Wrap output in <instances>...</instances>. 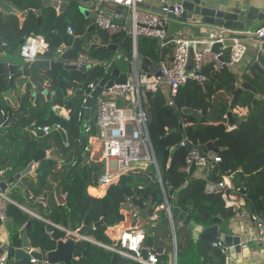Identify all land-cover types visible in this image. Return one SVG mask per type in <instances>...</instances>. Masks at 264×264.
I'll return each instance as SVG.
<instances>
[{
	"label": "trees",
	"instance_id": "trees-1",
	"mask_svg": "<svg viewBox=\"0 0 264 264\" xmlns=\"http://www.w3.org/2000/svg\"><path fill=\"white\" fill-rule=\"evenodd\" d=\"M3 1L19 12L32 11L25 16L21 27L17 16L11 15L3 22L0 13V46L2 38L9 36L6 46L8 56L15 55L19 41L30 35L43 38L49 52L54 54L61 45L70 47L66 52L67 60L84 54L108 63L115 55L113 50L105 49L108 46L117 47L118 51L127 57L131 55L130 39L122 36L109 37L96 28L86 39L81 40L93 25L90 18L78 11L79 17L72 15L76 7L66 11L65 18L57 17L49 9L43 10L41 22L38 24L35 13L40 6L38 0ZM68 23L73 28L75 39L65 33ZM156 47V41L142 38L138 41L137 50L142 56L156 60ZM167 53H170V47L164 52V56ZM51 60H55V55ZM258 62L264 68L263 54L258 55ZM26 68L27 64L19 74L27 76ZM111 68H118L117 64L112 62ZM250 70V73L244 75V81L257 91L259 98L252 105L254 94L248 90L243 91L238 97V106L247 108L248 113L241 119L233 118L231 122L228 120V127L223 124L227 113L226 102L220 101L215 105L210 102L211 96L216 92L231 94L235 90L234 83L229 81L231 74L228 72L216 74L206 70L207 81L203 85L188 82L180 88L175 108L166 106L164 97L159 93L147 96L148 136L164 191L174 195L173 206L181 212H191L193 221L204 227L210 225L212 218L228 222L237 211L225 206L221 197L222 191L205 193L207 179L189 176L183 172L187 150L176 146L184 136L194 147L202 149L211 143L218 150L216 155L221 163L218 164L217 182L221 177H226L230 179L234 189H240L238 173L241 172L245 187V208L250 214L264 219V76L253 69ZM60 75L67 78L61 84L53 73L47 76L45 88L50 94L49 100L40 93L32 100L29 84L26 92L20 97L18 108H12L3 100L1 93H5V88L0 89V128L4 127L0 130L1 167L11 166L9 175L20 173L32 162L38 146L45 155L51 151L55 153V156H45L41 159L35 167L34 175L24 177L21 180V188L11 193L15 201H19L21 194L29 198L33 203L30 207L39 209L43 221L30 218L11 204L6 207L9 222L15 226L28 224L26 235L30 245L42 254L55 249V239H65L67 236L56 228L49 231L50 227L44 221L66 230L70 226L73 231H77L83 227L84 222L86 227H92L102 219L103 224L95 230H87L85 236L93 238L97 243L111 245L104 232L123 221L120 207L124 203L129 202L139 211L148 209L153 212L163 202L160 190L150 187L151 182L155 180L154 174L150 172H128L121 176L117 184L110 185L101 198L87 194V189L96 185L99 170L94 164L83 161L81 138L84 136L85 127L93 125L94 118L92 114L85 117L81 108V93L87 91L88 85L94 81H108L111 76L100 68H88L84 73L73 71L69 75L61 70ZM70 90H75L73 96L69 95ZM188 101L193 111L201 112L202 122L197 124L191 116H184L183 121L190 124L184 128V134L169 132L177 128L179 116ZM61 109L68 112L67 116L60 113ZM210 109H213L215 119L208 123L207 113ZM33 123L50 126L59 124L67 133L68 146L64 147L63 138L59 133L34 140L26 130ZM62 194L66 195L64 203L57 206L55 196ZM11 235V246L18 247V235L14 232ZM190 249L191 246H188L184 253V249L177 247V264H188L186 262ZM74 252H85L90 257L74 260L71 264H111L113 258L114 264H135L85 241L77 242ZM201 257L204 260L200 263ZM224 261L225 256L219 249L198 244L191 264H224Z\"/></svg>",
	"mask_w": 264,
	"mask_h": 264
},
{
	"label": "built area",
	"instance_id": "built-area-1",
	"mask_svg": "<svg viewBox=\"0 0 264 264\" xmlns=\"http://www.w3.org/2000/svg\"><path fill=\"white\" fill-rule=\"evenodd\" d=\"M84 1L87 3L92 2V7L89 11L92 14V25L94 28L109 37L122 36V38H128L132 45L130 57L123 55L120 51H118L116 56V58L119 57L127 65H130V72L126 79L120 84L113 83L109 88H106V83L113 79L105 81V86L102 87L99 96L94 98L89 110V114L93 112L94 123L84 129L86 146L83 152L91 163L100 162L102 165L101 171L97 176L96 185L92 186V188L96 192L106 190L110 185L117 184L121 176L128 172H150L155 176V180L151 184H159L161 186L164 198L162 204L157 208L164 211L168 220H170V215L167 211V204H169L167 193L162 186L154 151L148 136V116L144 112V108L148 107L147 96L148 94L159 93L164 97L166 106L175 108V100L179 90L188 82L203 85L207 81L206 70L216 74L230 73L236 65L242 62L247 53V47L243 43L242 38L259 44L264 42V22L254 30L239 34H233L226 30L220 31L212 40L205 41L208 44V48L194 54V70L190 73L186 70L188 48L190 44H196L197 41L187 36L170 40L167 33L168 17L141 8L142 4H151L150 0ZM106 6H113L117 8V11L109 13ZM169 8H173V11H170ZM163 10L167 14L179 15L182 12V6L180 4L167 5V8ZM65 33L75 39L70 23L65 26ZM142 38L157 42V47L154 51L157 59H150L151 62L156 63L157 70L152 74L147 71L143 72L138 62L137 45ZM213 44L220 45L218 52L211 51ZM169 47L170 57L164 56V52ZM69 49L70 47L61 45L54 54L55 61L78 68H100L104 73L111 76L112 63L110 62H101L84 54H79L72 60H63L62 57ZM48 51V46L43 38L30 35L26 37L23 45L19 48V57L26 63H30L44 57ZM87 90L94 91L92 84L88 85ZM74 91L70 90L69 94H73ZM87 96L89 95L83 96L81 104L83 111ZM61 111H64L63 115L67 116L68 112L66 110L61 109ZM199 113L201 114L200 111ZM247 113V108L236 106L232 111V116L233 118L241 119ZM223 124L228 127L226 116ZM26 130L34 140H40L51 134L59 133L63 138L64 147L68 146L67 133L59 124L50 126L33 123ZM176 148L187 150L183 172L188 173L191 166L194 169L202 170L216 169L215 182L212 183L208 180L204 191L205 193H213L216 190L222 191L221 197L225 206L231 207L232 204L229 201L230 197L227 192L230 189L226 183L227 178L221 177L220 181H216L218 164L221 163L220 158L211 151H203L194 147L192 142L185 136L179 141ZM96 155H99L98 161L95 160ZM111 164H114V167H111ZM65 198V194L55 196L56 204L58 206L63 205ZM9 203L11 202L8 198L0 193L1 224L6 223L8 220L6 207ZM131 217L136 221L138 214L132 212ZM249 221L253 225L255 240L259 245L264 263V219L258 215L250 214ZM44 222L50 228H56L68 234L66 229L47 221ZM80 239L81 241L97 245L135 264H159L158 255L155 253H149L147 261H142L141 254L144 250L145 237L140 233H124L121 235L120 244L114 246L97 243L86 236ZM213 246L220 248L222 254H224L225 249L220 243ZM31 262L34 263L35 260H31Z\"/></svg>",
	"mask_w": 264,
	"mask_h": 264
},
{
	"label": "water",
	"instance_id": "water-1",
	"mask_svg": "<svg viewBox=\"0 0 264 264\" xmlns=\"http://www.w3.org/2000/svg\"><path fill=\"white\" fill-rule=\"evenodd\" d=\"M166 0H150L151 4H142L141 8L150 10L154 13L167 16L169 20L174 21L179 26H189V27H198V26H207V27H215L220 28L229 32L233 33H240L243 32L246 28L247 24L253 23V22H264V14L260 13L259 10L256 8H253L248 5H243L241 7L239 6H228L226 4H220L217 2H213L210 0H168L166 3ZM39 2V9L36 10L37 14V20L38 23L41 22L42 19V11L43 10H51L57 17L65 18L66 11H69L73 9L74 7L77 8L78 12L83 14L85 17L88 16L89 10L92 7V2L87 3L84 0H38ZM162 3V4H161ZM174 4H180L182 6V12L179 15H173V14H167L163 9L167 8V5H174ZM170 11H173V8H169ZM32 12L31 10L27 13H21L14 9L10 4L4 2L3 0H0V13L2 14V20L3 22L7 21V18L11 15H15L20 18V25H22V21L25 18L26 14ZM59 19V18H58ZM94 30V26H90L87 30V33L84 34L81 38V40H84L87 38V36ZM8 37L5 39V42L7 41ZM25 37H23L19 41V47L15 52V55L17 58H19V48L23 45L25 41ZM208 48V44L205 41H197L196 44H190L188 48V55H187V66L186 70L190 73L194 70V54L200 53ZM220 48L219 44H213L211 47L212 52H218V49ZM105 49L116 51L117 47L115 46H108ZM258 54L264 55V42H261L258 46ZM54 56V52H47L46 57L44 59H37L27 64V68L25 69L28 73L26 78L28 79V85H32L34 89V93L32 94V98L35 97L36 94H43L46 99L50 98L49 92L45 88V84L48 81V74L53 73L57 76V81L59 84H61L62 81H66V79H63L60 75V71L63 70L69 75L73 71H79V72H86L88 69L87 67H76L72 65L63 64L62 62H56L55 60H51ZM68 53H66L62 59L67 60ZM120 60L119 57L116 58L115 63H118ZM138 62L140 65V69L143 72H148L150 74L154 73L157 70L156 63H153L150 61L149 58H146L142 55H138ZM8 66V73L10 75L9 77V86H12V82L15 79L14 78V72L17 69L20 73L23 70L24 65L17 64L15 62L10 61ZM20 67V68H19ZM251 69L255 70L256 72L260 73L262 76H264V68H262L258 62V58L253 62L251 65ZM130 72V65H127V72L125 74H120V71L116 68L112 69L111 72V78L112 81L105 82L104 80H96L92 83V86L94 87V91L91 92V90H87L85 93H81L82 96L89 95L86 98V105L84 109V115L85 117L88 116L89 110L92 106L94 98H97L100 94V91L103 86L106 88H109L112 86L113 83L120 84L122 83L127 75ZM23 75V74H22ZM25 76V75H23ZM3 80V71L2 67L0 65V89H2L4 86L2 84ZM229 81L235 83L236 79L231 78ZM248 90L251 91L254 96L255 100L253 101L252 105L258 100L259 94L257 91L250 86L247 82H241L239 83L238 87L230 94L231 100L227 104V113L226 118L231 122L233 119L232 111L233 109L238 106V97L242 94L243 91ZM145 114L148 116L149 108H144ZM184 116H191L195 123L199 124L202 122L201 114L197 111H193L190 107V102L188 101L186 107L182 110L181 115L179 116V123L177 128L170 130L169 132L175 133L179 132L181 135L184 134V127H183V117ZM86 146V140L83 136L81 138V149L84 151ZM191 149V148H190ZM203 151H211L215 154L218 153V150L214 148L213 144L208 143L204 148H202ZM45 154L40 150L39 146L37 149V152L32 160V162L19 174L13 176L12 178L7 179L6 181L0 180V193L5 194L8 185H11L13 183H16L17 187H20L19 185V179L23 178L26 175H32L33 173V167L39 163L41 159H43ZM48 156H55L54 151H51ZM99 155L95 156V160L98 161ZM83 161L88 162L90 164H93L89 161L87 155L83 154ZM96 168L101 171L102 165L100 162H97L94 164ZM194 171V167L191 166L189 168L188 174L189 176H192ZM215 173L216 169H208L206 172L207 180L214 183L215 182ZM212 174V176H211ZM3 175L0 174V178ZM239 179H240V191L243 195H245V187L243 182V177L241 172L238 173ZM150 187H152L155 190L161 189V186L159 184H151ZM107 189V188H106ZM172 193H169V196H171ZM168 205V212L170 215V225L173 227L174 232V222H178L180 226L186 228L190 231L191 239L195 242H199V244L207 245V246H213L214 244L220 243L224 247V256L227 258L226 264H230V260L232 259L231 254H235V258L233 260H236V257L242 255L243 250L246 247V244L242 242L240 236H232V235H226L219 230V224L221 223V220L219 218H212L209 226H201L195 223L192 219L191 212L190 213H184L181 212L178 208L171 204ZM158 215L162 216L163 212H157L156 214L150 213L148 215V218H152L153 216ZM103 224V220L101 219L98 224L93 225L92 227H86V223L84 222L83 227L74 232L70 226H68V234L67 239L65 242L57 241L55 249L46 253H38V252H24V249L30 248L28 245L24 235H22L23 240V246L24 249L19 250H13L10 249L7 254V262L6 264H14L18 262H22L25 260H29L31 258L37 259L40 263L43 262L45 259L46 264H71L72 260L79 259L82 257H87V254L85 252L82 253H75L74 252V245L77 242H80L81 239L85 237V233L87 230H95L98 226ZM158 226L157 222H153L147 229L145 234V240L143 243V252L141 254V259L143 262L147 261L148 255L150 251H154L156 255H160L162 253L161 248H154V231L156 227ZM51 231V228L49 229ZM57 240V239H55ZM175 256V255H174ZM115 258L112 259L111 264L114 263ZM173 264H177L176 258L173 260Z\"/></svg>",
	"mask_w": 264,
	"mask_h": 264
},
{
	"label": "crops",
	"instance_id": "crops-1",
	"mask_svg": "<svg viewBox=\"0 0 264 264\" xmlns=\"http://www.w3.org/2000/svg\"><path fill=\"white\" fill-rule=\"evenodd\" d=\"M213 2H217L220 4H226L228 6H243V5H248L253 8H256L259 10L260 13L264 14V0H210ZM107 11L109 13L117 11V8L113 6H106ZM22 13V12H21ZM27 13V12H25ZM27 15V14H26ZM86 18H90L91 21L92 19V14L89 11L88 16ZM8 19V18H7ZM19 19V26L21 27L24 23L25 18L22 21V25H20V18ZM262 22H253L250 24L246 25V28L243 32L250 31L256 29ZM40 24V23H38ZM95 29V28H94ZM220 31H224L223 29L220 28H215V27H207V26H198V27H189L187 25L185 26H179L176 24L174 21L168 20L167 22V33L169 39H177L182 36H187L192 38L193 40L196 41H209L212 40L214 37L217 36V34ZM233 33V32H231ZM241 33V32H240ZM233 34H239V33H233ZM8 37L7 41L5 42V39ZM5 39L2 38V43L0 46V65L2 67L3 71V88L5 93H1L3 100L8 103L12 108H18L20 105V97L26 92L28 89V79L26 76L20 75L19 71L16 69L14 72V75H16L13 80L12 86H9V73H8V66L9 62H15L20 65H24L26 62L23 61L20 57L17 58L14 55L8 56L6 53V46L9 41V36H7ZM243 43L247 47V53L245 58L240 62L238 65H236L233 70L230 72L231 78L236 79V82L234 83L235 89L238 87L239 83L245 82L244 81V75L250 73L251 65L253 62L258 58V46L259 43L252 42L251 40H247L242 38ZM138 51V50H137ZM114 57L110 61V63L115 62L116 56L118 54V48L116 51H114ZM139 54V53H138ZM141 55V54H139ZM171 52L167 53V57H170ZM45 57V56H44ZM44 57L39 58V59H44ZM123 63L125 67V72H122L119 68H116L120 71V74H125L127 72V64L120 59L118 63ZM20 68V67H19ZM63 79L65 78L63 75H61ZM6 86V87H5ZM31 93H34V89L31 85L30 89ZM74 94V93H73ZM73 94H69L70 96H73ZM0 95V96H1ZM46 98V97H45ZM34 98H32L33 100ZM49 100V99H47ZM231 100V95L225 93L224 91H219L216 92L214 95L211 96L210 102L215 105L219 103L220 101L226 102V104L229 103ZM149 108V107H148ZM64 110V109H62ZM64 111L60 110V113L63 115ZM92 114V115H91ZM90 115L94 118L93 112H90ZM64 116V115H63ZM207 118H208V123H211L212 120L215 119V115L213 114V109H210L207 113ZM187 124L183 121V127L185 128ZM9 127V126H8ZM7 128V127H6ZM4 129L0 128V130ZM8 154L9 151H6ZM47 153V157L48 154ZM46 156V155H45ZM44 156V157H45ZM50 157V156H49ZM36 166V165H35ZM12 167H1L0 165V174L3 176L0 178L1 181H6L9 178H12L13 176L19 174H10V169ZM206 172L207 170H202V169H194L193 171V176L197 178H202V179H207L206 177ZM34 175V167H33V173L32 175H26L24 177H32ZM212 176V174H211ZM23 177V178H24ZM23 178L19 179V185L20 187L16 186V183H13L11 185H8L6 193L4 194L5 197L8 198V200L11 202L9 204L15 206L18 208L20 211H22L24 214L28 215L30 218L37 219L42 221V218L39 215V209L35 206L30 207L33 205L29 201V198H27L24 194H21L19 196V201H15L11 197V193L18 188H21V180ZM226 183L229 186L230 189H228V194H229V201L231 202V207L234 208L237 212L233 216L231 220L228 222H224L221 220V223L219 224V230L220 232L226 234V235H232V236H240L242 242L246 244L245 249L243 250L242 255L236 257V260H233L235 258V254H231L232 259L230 260V264H264L263 263V258L260 253L259 245L255 240V232L252 223L249 221V216L250 213L249 211L245 208V202L243 199V194H240L239 189H234L232 186V183L230 179H226ZM161 192V189H159ZM106 190L103 191H98L96 192L93 190L92 187H89L87 189V194L91 197L95 198H101L104 196ZM162 195V201H163V194ZM167 200L169 204H174V195L172 194L169 196V193H167ZM43 206V205H42ZM58 206V205H57ZM136 212L138 214V219L136 221L133 220L131 217V213ZM157 212H163L162 216L155 215L152 218H148V215L150 213L156 214ZM120 213L123 215L124 219L121 223L114 227L107 228L104 232L105 236L109 239L111 242V245H118L120 244L121 240V235L124 233H140L143 234L145 237L146 231L148 227L153 223L157 222L158 226L156 227L154 231V248H161L162 253L158 255L159 258V264H173L174 258H176L177 262V247L184 249V253H186L188 246H191L190 253H188V258L187 262L188 264H191L192 260L195 257V249L199 242H195L191 239L190 237V231L186 228L183 227H178L180 224L176 221L174 222V232H173V227L170 225V220H168V217L166 216V213L158 208L154 209L153 212H149L148 209L144 211H139L136 208L132 207V205L129 202L124 203L120 207ZM28 224L22 225V226H15L13 223L9 222L7 220L6 223L1 224L0 223V264H6L7 262V254L10 249L13 248V250H19V249H24L23 246V240H22V235H24L28 245L30 246L29 250L24 249V252H38L36 249H33L30 245L29 239L26 235V230L28 229ZM80 230V229H79ZM15 233L18 235V247H12V235L11 233ZM91 238V237H90ZM67 237L65 239H59L57 241L65 242ZM91 240H94L91 238ZM90 243V242H89ZM92 244V243H91ZM214 247V246H212ZM220 250L218 247H214ZM221 252V250H220ZM40 253V252H38ZM149 253H154V251H150ZM222 253V252H221ZM175 255V256H174ZM90 257V255L87 254V258ZM85 258V257H82ZM80 259V258H79ZM31 260H35L34 263L31 262ZM78 260V259H74ZM72 260V261H74ZM199 260V259H198ZM204 259L201 257L200 258V263ZM227 258L225 257L224 264H226ZM112 262V261H111ZM216 262V260L214 261ZM72 263V262H71ZM115 263V261H114ZM113 263V264H114ZM14 264H46L45 259L43 260L42 263H40L37 259L31 258L29 260H25L22 262L14 263Z\"/></svg>",
	"mask_w": 264,
	"mask_h": 264
},
{
	"label": "rangeland",
	"instance_id": "rangeland-1",
	"mask_svg": "<svg viewBox=\"0 0 264 264\" xmlns=\"http://www.w3.org/2000/svg\"><path fill=\"white\" fill-rule=\"evenodd\" d=\"M77 8L76 9H74L73 10V12H72V15L74 16V17H79V15H78V13H77ZM117 64V67L122 71V72H125V65L123 64V63H116ZM111 167H114V164H111ZM171 205H173L172 203H171Z\"/></svg>",
	"mask_w": 264,
	"mask_h": 264
}]
</instances>
